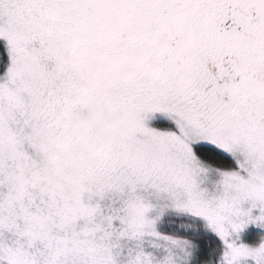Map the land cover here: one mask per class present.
Here are the masks:
<instances>
[{
  "label": "snow or ice",
  "instance_id": "snow-or-ice-1",
  "mask_svg": "<svg viewBox=\"0 0 264 264\" xmlns=\"http://www.w3.org/2000/svg\"><path fill=\"white\" fill-rule=\"evenodd\" d=\"M0 264H264V0H0Z\"/></svg>",
  "mask_w": 264,
  "mask_h": 264
}]
</instances>
